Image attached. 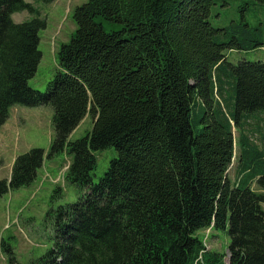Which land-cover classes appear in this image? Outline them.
I'll return each mask as SVG.
<instances>
[{
	"label": "trees",
	"instance_id": "trees-1",
	"mask_svg": "<svg viewBox=\"0 0 264 264\" xmlns=\"http://www.w3.org/2000/svg\"><path fill=\"white\" fill-rule=\"evenodd\" d=\"M215 3L86 0L74 10L76 30L58 51L59 69L40 91L28 81L45 19L15 22L14 12L39 11L0 0V126L13 105L51 106L50 153L66 151V182L85 188L55 210L53 245L29 264H192L200 253L204 264H264V194L249 185L255 179L264 188V150L246 128L264 111V62L233 64L225 54L264 40L256 36L260 23L243 15L213 27ZM88 113L91 129L70 141ZM108 146L117 156L94 182L95 151ZM43 155L38 147L18 154L0 195L31 183ZM227 218L226 263V252L206 250L196 231L224 229ZM0 249L20 264L1 238Z\"/></svg>",
	"mask_w": 264,
	"mask_h": 264
},
{
	"label": "rangeland",
	"instance_id": "rangeland-1",
	"mask_svg": "<svg viewBox=\"0 0 264 264\" xmlns=\"http://www.w3.org/2000/svg\"><path fill=\"white\" fill-rule=\"evenodd\" d=\"M29 1L39 11L38 15L28 10H21L12 13L11 16L15 22L28 21L36 16L45 19V27L39 30L38 48L41 51V58L35 74L28 81L33 89L44 91L48 81L59 69L58 51L61 45L68 42L75 33L74 10L86 0H54L50 3L41 0ZM215 2L210 17L213 27L225 26L231 20H239L243 15L252 26L260 23L261 31L256 32V36L264 40L263 2L256 0H215ZM106 28L109 29L110 26L106 25ZM225 54L233 64L242 59L264 62V47L250 50L227 49ZM15 106L20 108L18 118ZM259 113L263 114L256 119ZM52 114L53 109L49 105L29 107L16 104L11 106L8 119L0 126V154L4 160L3 169H0V178L9 177L13 160L18 154L31 147L44 149L43 161L35 179L28 185L8 190L0 195V238L11 245L13 255L20 264H29L52 247L55 210L61 205L75 202L85 190L65 180L70 155L66 151L50 153V146L55 136ZM250 117L246 126L247 134L264 150V111L254 113ZM91 126L92 116L88 113L69 134V140L74 141L86 135ZM4 132L7 136L2 145ZM238 134L234 131L235 157L228 170L231 182L236 178ZM12 155L9 174L6 175L5 168ZM95 156L96 164L91 171L94 182L98 181L106 171L110 160L117 156V150L114 146H108L95 151ZM253 161L256 166L257 159ZM249 185L255 192L264 194V188L260 187L255 179L251 180ZM50 210H52L51 214H49ZM228 227L229 218L224 229L201 228L196 234L202 238L207 248L223 254L230 243ZM9 257L8 251L0 249V264H9Z\"/></svg>",
	"mask_w": 264,
	"mask_h": 264
},
{
	"label": "crops",
	"instance_id": "crops-1",
	"mask_svg": "<svg viewBox=\"0 0 264 264\" xmlns=\"http://www.w3.org/2000/svg\"><path fill=\"white\" fill-rule=\"evenodd\" d=\"M25 1H27V2H30L29 0H25ZM31 3V2H30ZM32 4V3H31ZM15 107H17V108H15V112H16V114H17V118H18V115L20 114V108H19V106H15ZM11 109V108H10ZM20 121V120H19ZM7 136V133L6 132H4L3 133V138H2V140H1V143H2V145L4 144L3 142H4V139H5V137ZM13 159V155H12V157H11V159H10V162H8L7 163V165H6V170H5V174L7 175V174H9V169H10V166H11V160ZM4 160H3V158H2V156H1V154H0V169L2 170L3 169V164H2V162H3ZM2 164V165H1ZM12 168V167H11ZM39 169V168H38ZM11 173V172H10ZM10 176V175H9ZM36 176H37V174H36ZM3 178H7V177H3ZM9 178V177H8ZM1 179V178H0Z\"/></svg>",
	"mask_w": 264,
	"mask_h": 264
},
{
	"label": "built area",
	"instance_id": "built-area-1",
	"mask_svg": "<svg viewBox=\"0 0 264 264\" xmlns=\"http://www.w3.org/2000/svg\"><path fill=\"white\" fill-rule=\"evenodd\" d=\"M204 242V241H203ZM204 244H205V242H204ZM205 249L207 250V249H210V248H207V246H206V244H205ZM224 260L226 261V263H227V261H228V252L226 251V255H225V257H224ZM192 264H204V260H203V255H202V253H200L195 259H194V261L192 262Z\"/></svg>",
	"mask_w": 264,
	"mask_h": 264
}]
</instances>
